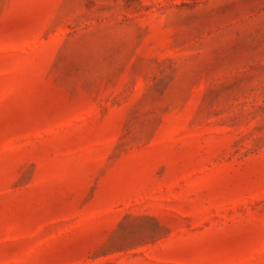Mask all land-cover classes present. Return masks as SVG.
Returning <instances> with one entry per match:
<instances>
[{
  "label": "rangeland",
  "instance_id": "rangeland-1",
  "mask_svg": "<svg viewBox=\"0 0 264 264\" xmlns=\"http://www.w3.org/2000/svg\"><path fill=\"white\" fill-rule=\"evenodd\" d=\"M0 264H264V0H0Z\"/></svg>",
  "mask_w": 264,
  "mask_h": 264
}]
</instances>
